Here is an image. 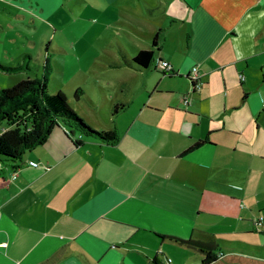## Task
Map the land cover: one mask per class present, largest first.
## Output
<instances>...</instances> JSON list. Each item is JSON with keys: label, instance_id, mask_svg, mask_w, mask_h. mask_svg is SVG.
<instances>
[{"label": "crops", "instance_id": "0c3cea01", "mask_svg": "<svg viewBox=\"0 0 264 264\" xmlns=\"http://www.w3.org/2000/svg\"><path fill=\"white\" fill-rule=\"evenodd\" d=\"M143 2L167 14L139 50L154 60L129 67L120 52L116 68L175 83L146 86L135 111L116 101L103 118L115 142L59 125L0 165V264H202L188 241L214 245L211 264H264V0Z\"/></svg>", "mask_w": 264, "mask_h": 264}, {"label": "rangeland", "instance_id": "374dc122", "mask_svg": "<svg viewBox=\"0 0 264 264\" xmlns=\"http://www.w3.org/2000/svg\"><path fill=\"white\" fill-rule=\"evenodd\" d=\"M146 1L148 9L154 10L164 0ZM4 3L0 10V89L45 75L48 92H61L78 118L100 132L107 130L104 122H110L116 101L128 103L130 111H135L149 100L146 86L162 80L158 92H166L175 83L151 72L152 65L145 74L116 68L122 65L120 52L133 58L140 49L150 48L143 37L157 31L160 19L167 20V14L148 15L143 0ZM78 88L77 103L73 94ZM175 94H180V100L184 95L181 91ZM203 208L212 210L216 204L205 200Z\"/></svg>", "mask_w": 264, "mask_h": 264}, {"label": "trees", "instance_id": "16d2710c", "mask_svg": "<svg viewBox=\"0 0 264 264\" xmlns=\"http://www.w3.org/2000/svg\"><path fill=\"white\" fill-rule=\"evenodd\" d=\"M153 60L154 52L149 50L139 51L131 61L123 58V63L125 66L135 65L140 69H146ZM6 70L14 71L9 68ZM79 93L81 88L75 90L73 94L75 100L79 99ZM124 108L123 103H116L112 108V115L116 116ZM59 125L102 143L116 140L115 134L111 131L96 132L87 127L67 105L66 97L61 92L50 94L45 75L41 80L26 79L11 88L1 89L0 165L16 164L25 152L41 146L51 130ZM184 243L203 254L202 264H211L216 260L214 245L194 241Z\"/></svg>", "mask_w": 264, "mask_h": 264}, {"label": "built area", "instance_id": "2783aa9c", "mask_svg": "<svg viewBox=\"0 0 264 264\" xmlns=\"http://www.w3.org/2000/svg\"><path fill=\"white\" fill-rule=\"evenodd\" d=\"M157 67L160 70H162L163 72H166L169 70L168 63H166L164 61H159L157 64ZM188 79H189L190 83L192 84V87L194 90H199L201 88V86H202L201 77H200V74H199L196 67H193L191 69V73H190V75H188ZM239 79L243 80V78L241 76L239 77ZM182 102L184 105H187V100L185 98L182 100ZM29 165L31 167H34V168L37 167V164H35V163H30ZM12 179H15V176H13ZM164 264H170V260H166V262Z\"/></svg>", "mask_w": 264, "mask_h": 264}]
</instances>
